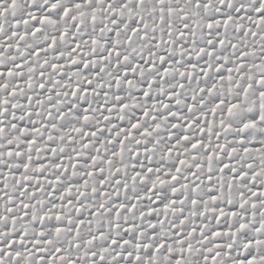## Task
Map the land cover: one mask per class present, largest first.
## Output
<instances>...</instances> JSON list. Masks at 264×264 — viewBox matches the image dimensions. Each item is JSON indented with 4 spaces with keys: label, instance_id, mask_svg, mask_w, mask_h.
<instances>
[{
    "label": "snow or ice",
    "instance_id": "obj_1",
    "mask_svg": "<svg viewBox=\"0 0 264 264\" xmlns=\"http://www.w3.org/2000/svg\"><path fill=\"white\" fill-rule=\"evenodd\" d=\"M0 264H264V0H0Z\"/></svg>",
    "mask_w": 264,
    "mask_h": 264
}]
</instances>
